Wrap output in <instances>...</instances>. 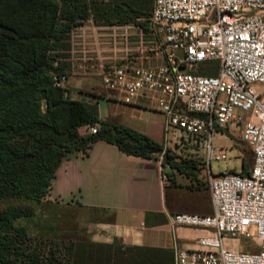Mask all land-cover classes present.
Wrapping results in <instances>:
<instances>
[{"label": "built area", "instance_id": "built-area-1", "mask_svg": "<svg viewBox=\"0 0 264 264\" xmlns=\"http://www.w3.org/2000/svg\"><path fill=\"white\" fill-rule=\"evenodd\" d=\"M151 20L163 30L164 61L102 65L101 82L125 102L144 99L163 112L168 127L205 149L213 211L171 218L209 234L199 235L196 246H175L174 264H264V0H154ZM209 61L217 64L214 74L191 68ZM54 78L62 84L65 76ZM229 123L240 125L252 147L248 173L212 169V158L227 157L223 146L212 153L213 130ZM88 128L96 131L93 124ZM239 236L257 248L225 244Z\"/></svg>", "mask_w": 264, "mask_h": 264}, {"label": "trees", "instance_id": "trees-1", "mask_svg": "<svg viewBox=\"0 0 264 264\" xmlns=\"http://www.w3.org/2000/svg\"><path fill=\"white\" fill-rule=\"evenodd\" d=\"M67 3L81 9L73 0H0V198L39 205L50 201L47 195L61 161L86 154L97 139L126 153H162L163 165L196 178V164L177 159L137 129L102 118L98 100L70 97L54 78L60 67L52 60L58 54L49 48L63 46L61 40L77 24ZM92 124H98L95 132H80ZM35 210L21 203L0 207V264H174L168 247L127 244L118 237L96 241L87 233L64 236L56 223L48 230H32L28 221Z\"/></svg>", "mask_w": 264, "mask_h": 264}, {"label": "crops", "instance_id": "crops-1", "mask_svg": "<svg viewBox=\"0 0 264 264\" xmlns=\"http://www.w3.org/2000/svg\"><path fill=\"white\" fill-rule=\"evenodd\" d=\"M89 55L84 57L80 53L79 62H72L71 72L89 73L88 76L77 77L73 74L71 84L75 86L80 82L103 89L105 87L99 83V75L102 74V67L100 69L98 65L100 61L91 59L94 56L90 58ZM138 61L130 63L142 64ZM108 100L104 101L106 107H110L111 115L121 123L159 139L147 123L136 120L137 117L144 118L143 111L153 110L163 115V129L169 132L163 112L147 105L144 99L125 102L115 95ZM109 116L108 112L101 117L110 119ZM80 131L84 132L85 127H80ZM220 168L224 167L217 170ZM201 169L204 181L198 178L199 172L196 178H191L167 164L163 165L160 154L146 157L126 153L112 142L97 139L86 154H70L61 161L48 197L73 205L79 230L86 231L93 240L111 241L118 237L127 244L172 249L175 246L191 247L197 245L199 235L209 234V230L176 224L171 214L213 211L205 171L203 167Z\"/></svg>", "mask_w": 264, "mask_h": 264}, {"label": "rangeland", "instance_id": "rangeland-1", "mask_svg": "<svg viewBox=\"0 0 264 264\" xmlns=\"http://www.w3.org/2000/svg\"><path fill=\"white\" fill-rule=\"evenodd\" d=\"M81 9H74L68 3L69 13L76 15L73 17V24L69 32V37L63 46L49 48V52L58 54L52 60L60 67V71L56 74L64 75L63 86L67 88L68 95L73 98H82L86 101L95 102L100 100L99 115L106 116L109 112L108 119L114 123H121L116 117L111 115L110 107H106L105 100L109 101L112 97L115 98V91L106 88L88 87L78 82L75 86L72 83L73 74L77 76H88L89 72H71L72 62H79L80 53L84 57L90 54L89 57L97 59L100 69L102 65L105 67L110 63L123 62L126 59L132 62L139 60L142 63L139 65L154 66L164 61L165 43L163 42L162 28L151 20L154 0H73ZM71 16V15H70ZM73 16V15H72ZM66 17V16H65ZM64 22H66L64 20ZM62 27H59L61 29ZM85 54V55H84ZM106 56V57H105ZM106 58L104 61L103 58ZM147 61V63H145ZM209 63L192 65L191 68L205 73H215L217 64L215 61ZM106 64V65H105ZM137 64V63H136ZM209 64V65H208ZM92 72H90L91 74ZM59 83V81H57ZM99 83L101 82V74L99 75ZM102 89V91H99ZM93 93L99 94L94 95ZM107 97L108 99H106ZM45 99L42 100V105ZM109 103V102H108ZM44 106V105H43ZM119 109V106H117ZM144 118L137 117L136 120L140 123H147L153 128L154 133L159 139L158 142L164 145L166 150L174 152L177 159L181 157L186 159L188 163L196 164L192 170L199 172L201 180L205 171L204 157L205 149H199L195 144L194 139L180 132L179 129L168 127L169 132L166 133L163 129V115L160 112L147 110L142 112ZM124 116V115H123ZM127 116V114H125ZM96 127L98 124H93ZM85 127V126H84ZM89 126L85 127V131H90ZM213 130L212 136V153L218 151V147L223 146L226 149L227 157L217 160L212 158L211 165L213 170L218 167H231L239 169L243 173H248L253 163V150L251 145L241 137V127L235 123H229L224 127H216ZM84 131V132H85ZM175 131V132H174ZM81 132V131H80ZM83 133V132H82ZM158 134V135H157ZM203 153V154H202ZM162 158V153H157ZM242 160L244 165H242ZM195 161H199L195 163ZM185 171H191V168L186 167ZM192 180V179H191ZM200 180V181H201ZM202 181V182H203ZM47 198L45 203L38 204L33 200H23L13 197L0 198V207L10 203H21L30 206H35V215L31 216L28 221L30 228H43L48 230L56 223L57 230L64 236H84L86 231L82 232L79 225L76 224L74 218L76 213L73 205L61 203L60 201ZM29 219V218H28ZM53 223V224H52ZM226 245L232 248L251 249L257 248L251 238L239 236L237 238H229L225 241Z\"/></svg>", "mask_w": 264, "mask_h": 264}]
</instances>
